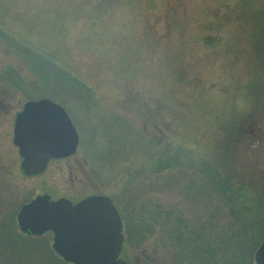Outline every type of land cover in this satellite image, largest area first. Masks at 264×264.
Wrapping results in <instances>:
<instances>
[{
  "label": "rangeland",
  "instance_id": "rangeland-1",
  "mask_svg": "<svg viewBox=\"0 0 264 264\" xmlns=\"http://www.w3.org/2000/svg\"><path fill=\"white\" fill-rule=\"evenodd\" d=\"M40 97L65 107L79 141L27 177L14 118ZM172 151L185 155L161 167ZM208 159L230 184L264 196V0H0V264H71L51 232L18 229L21 204L43 192L108 195L134 264H257L264 233L239 234L254 221L216 189ZM177 222L187 235H176Z\"/></svg>",
  "mask_w": 264,
  "mask_h": 264
},
{
  "label": "water",
  "instance_id": "water-1",
  "mask_svg": "<svg viewBox=\"0 0 264 264\" xmlns=\"http://www.w3.org/2000/svg\"><path fill=\"white\" fill-rule=\"evenodd\" d=\"M12 141L22 158L20 172L32 176L41 173L50 159L75 153L78 134L63 106L43 97L27 100L16 114ZM16 220L22 232L52 231V248L67 262L128 264L119 258L122 222L107 195H91L76 203L38 195L21 205ZM255 260L264 264V238Z\"/></svg>",
  "mask_w": 264,
  "mask_h": 264
},
{
  "label": "trees",
  "instance_id": "trees-1",
  "mask_svg": "<svg viewBox=\"0 0 264 264\" xmlns=\"http://www.w3.org/2000/svg\"><path fill=\"white\" fill-rule=\"evenodd\" d=\"M1 33L4 34V37H8L7 32L4 33L1 31ZM8 38H10V37H8ZM29 55L31 58V62L33 64H35V66H37L38 64L40 65V63H42V64L48 65L49 68L53 69V65L50 63V61L47 59L46 56L33 54L32 52ZM62 72L64 73V75H63V73L60 74V72H58V71H57V75L61 76L62 79L66 78L67 81L70 84L74 85L75 87L81 88L80 86L83 84L80 82V79L74 77L73 75H71L70 73H68L64 70H62ZM7 75L10 76V78H13L11 72H8ZM14 82H17L16 77H14ZM86 95H88V93ZM184 155H185L184 152H181V153L177 152V151L168 152L161 158V160H160V162H158V164L161 163V167H165V168L172 167V166H174V164L178 160L182 159V157ZM199 158L206 160L201 155H199ZM208 160H210V162H211V159H208ZM211 163H213V168H214L212 172L215 175H218V177L220 175L219 179L217 177L213 179L217 183L216 189H221V190L228 189V190H230L232 192L231 193V195H232L231 201L233 204L232 205L233 210H235L236 213L238 212V215L241 214V217L244 218V221H246V222L247 221H254L253 225H248L247 223L245 224V225H248V229L246 228V230H244L242 228V226H238L239 234H241V235L243 234L242 237L243 236L247 237L249 230H253L254 232H257V234H260V232L264 233V218H263V216H264V196H261V197L258 196L257 197L255 195H250L247 192H243V190H241V189H238V187L235 186L234 184H230V182H229L230 177H228L226 175L228 172H225L224 167L222 165L223 163H219L218 160H216L215 162H211ZM242 208L244 209V211L241 210ZM256 216H257V218H256ZM177 227H179V229L181 228V231L180 230L175 231L176 235L181 236V235H187L188 234V231H186L185 229H182V228H185L184 223L177 222ZM231 229H232V227H231ZM188 240L189 239L185 240V243H187ZM185 246H189V245H185ZM241 249L247 250V248H241ZM248 251H249V249H248ZM250 252H251V249H250ZM249 258L246 256L245 259H241V262H238L235 259V260H233V262L230 261V264H237V263L252 264L251 259H249Z\"/></svg>",
  "mask_w": 264,
  "mask_h": 264
},
{
  "label": "flooded vegetation",
  "instance_id": "flooded-vegetation-1",
  "mask_svg": "<svg viewBox=\"0 0 264 264\" xmlns=\"http://www.w3.org/2000/svg\"><path fill=\"white\" fill-rule=\"evenodd\" d=\"M69 116H70V115H69ZM70 118H71V116H70ZM71 120H72V118H71ZM67 157H69V156H67ZM67 157H64V158H67ZM64 158L51 159V160H49L48 164H49L52 160H59V159H64ZM48 164H47V165H48ZM46 167H47V166H46ZM42 173H43V172H42ZM50 195H51V194H50ZM51 198H56V197H53V196L51 195ZM119 258L125 260L128 264H134V263H132V261L129 260L128 258H124V257L122 256V252L119 254ZM136 260L138 261L136 264L141 263V261H139V258H136Z\"/></svg>",
  "mask_w": 264,
  "mask_h": 264
}]
</instances>
